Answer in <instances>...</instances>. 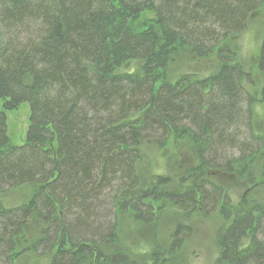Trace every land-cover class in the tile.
<instances>
[{
	"label": "trees",
	"instance_id": "16d2710c",
	"mask_svg": "<svg viewBox=\"0 0 264 264\" xmlns=\"http://www.w3.org/2000/svg\"><path fill=\"white\" fill-rule=\"evenodd\" d=\"M262 2L0 0V195L37 187L25 204L0 202V264H12L33 220L42 233L31 251L52 254L49 264H143L120 248L116 218L138 212L144 145L188 140L199 164L191 172L216 175L258 155L253 144L262 139L250 129L255 100L243 87L249 74L219 46L245 30ZM215 50L216 74L166 79L176 53L203 58ZM257 69L264 78V35ZM23 104L28 126L15 146L6 114ZM205 185L176 194L157 184L145 198L192 207L219 202L231 222L219 238L220 263L264 264V198L232 210L226 198L221 206L220 190L210 195ZM145 206L152 216L154 204Z\"/></svg>",
	"mask_w": 264,
	"mask_h": 264
},
{
	"label": "rangeland",
	"instance_id": "374dc122",
	"mask_svg": "<svg viewBox=\"0 0 264 264\" xmlns=\"http://www.w3.org/2000/svg\"><path fill=\"white\" fill-rule=\"evenodd\" d=\"M263 35L264 2L257 13L248 19L244 31L226 38L219 46L223 52L227 48L229 53H233L235 61L249 74V81L243 87L246 94L255 100L252 105L250 129L257 139H262V144L259 141L253 144L254 147L260 146L256 148L258 155L240 165L235 173L216 175L212 170L191 172L197 170L199 164L188 140L170 141L166 146L160 143L144 145L137 165L140 185L137 193L139 200L136 199L135 207L138 212L125 210L116 218L120 248L133 260L143 264H221L219 238L231 222L221 215L220 203L208 207L203 202L204 206L200 203L192 207L186 202L176 205L170 201L156 202L145 198L157 184V191L179 194L187 188L205 182L203 188L206 193L219 194L220 190L223 200L221 206L226 198L232 210L237 207L250 208L253 203L264 198V102H260L264 78L257 69ZM216 52L215 50L213 54L203 58L193 57L189 51L176 53L165 72L166 79L174 82L182 76L203 79L216 74L221 64ZM227 56L229 54L225 53L224 57ZM247 104L245 102L240 107L245 119ZM28 119L29 107L26 104L6 114L7 136L15 146H22L24 143ZM237 130L242 134L239 139H246V122L242 121ZM159 179L163 181L161 184L158 183ZM209 185L218 190L208 187ZM36 189L37 187L31 185L12 188L1 193L0 202L4 208L25 204L30 201ZM149 203L154 204L152 216L146 213L145 205ZM136 215H139L140 219H137ZM41 233V226L36 220L24 227L23 240L17 245V255L12 264L50 263L52 254L40 255L31 251ZM177 242L179 245H176Z\"/></svg>",
	"mask_w": 264,
	"mask_h": 264
}]
</instances>
